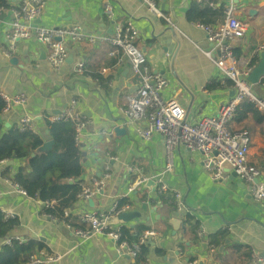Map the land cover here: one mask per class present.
I'll use <instances>...</instances> for the list:
<instances>
[{
	"label": "crops",
	"instance_id": "crops-1",
	"mask_svg": "<svg viewBox=\"0 0 264 264\" xmlns=\"http://www.w3.org/2000/svg\"><path fill=\"white\" fill-rule=\"evenodd\" d=\"M21 1L10 0V7L19 6ZM211 1L222 9L228 3L235 4L250 21L248 34L230 44L234 55L243 61L242 70L251 72L260 61L256 48L264 41V0ZM43 2L38 24L48 28L77 25L85 35L109 39L114 23L122 26L130 23L137 33L134 44L146 58L145 71L167 78L168 87L163 95H177L186 102L187 122L215 116L220 106L234 95L232 87L217 77L213 59L204 55L213 50L205 32L194 28L186 19L187 11L196 0H163L158 4L180 35V47L172 38L167 44H161L162 39L169 37L158 36L169 25L154 17L139 0ZM106 4L113 8L112 20L103 12ZM10 17V11L0 15V93L24 94L26 103L13 105L0 115L3 130L17 125L19 117L25 114L32 119V133L42 144L52 141L54 145L46 125L50 122L48 118L60 114L74 99L87 125H94L92 131L85 130L82 136L81 180L86 185L90 177L102 176L106 168L111 176L105 179L102 191L90 203L77 200L67 211L65 220L56 221L45 216L38 202L19 195L12 187L11 178L22 162L16 159L11 165H6L8 160L0 162V213L11 211L16 221L9 235L0 239V249L12 242L31 241L45 248L41 251L62 257L59 263L51 264H249L251 251L264 256V204L253 201L243 181L229 173L223 181L213 182L200 165L201 155L183 147L176 151L172 171L164 172L161 135H154L149 142L140 140L134 125L121 114L126 98L134 96L139 89V78L131 72L127 59L118 61L109 56L111 47L107 42L67 43L70 58L67 57L58 71L52 72L48 68L47 49L35 40L19 41L12 56L7 58L4 52ZM24 48L28 63H24ZM173 53L175 70L172 72L169 64ZM255 56L258 61L252 66L250 62ZM12 57L17 59L15 64H10ZM78 60L90 66L89 77L74 73L73 64ZM249 84L251 93L264 99V75L257 83ZM249 106L246 101L241 103L235 119L227 127L231 133L240 130L248 133L247 161L260 169L259 178L264 180V114L256 108L248 112ZM115 129L122 134H116ZM142 178L160 179L171 191L158 192L153 186L145 187V182L128 194L127 188ZM173 191L180 193V209ZM126 204L129 209L123 214L129 213L124 217L120 213L112 221L129 232L125 236L131 239L148 230L158 233L148 239L142 257H117L109 239L103 236L81 239L75 235L76 229L88 227L79 222L81 213L107 212ZM186 216L198 222L201 235L196 234L197 242L189 233L190 226L184 223ZM172 219L181 224L177 231L169 223ZM212 245L216 249L214 254L209 251ZM221 247L223 250L219 253Z\"/></svg>",
	"mask_w": 264,
	"mask_h": 264
},
{
	"label": "built area",
	"instance_id": "built-area-1",
	"mask_svg": "<svg viewBox=\"0 0 264 264\" xmlns=\"http://www.w3.org/2000/svg\"><path fill=\"white\" fill-rule=\"evenodd\" d=\"M5 1L9 6H1L0 15L6 11H10L11 14L5 57L12 56L19 41L35 40L41 48L47 49L48 68L55 72L60 69L68 57L67 43L107 42L111 47L108 55L117 58L118 61L127 59L131 72L139 78V89L134 96L126 98V107L120 109L121 114L128 123L134 125V130L140 140L149 142L154 135H161L165 157L164 172L172 171L176 151L183 147L201 155L200 165L213 182H221L228 177L229 173H233L245 183L253 201L264 204V180L259 178L258 169L249 166L247 161L249 135L244 130L231 133L227 127L235 119L237 107L245 101L254 105L259 112L264 114V99L255 97L251 93V87L247 81L250 72L242 70L240 64L243 61L234 55L233 47L230 44V41L244 38L250 30V21L245 18L242 8L228 3L222 9V23L213 27L192 25L205 32L207 41L211 43L213 50L204 55L208 59H213L217 77L232 87L234 95L220 106L215 116H202L196 122L190 123L185 120L186 102L180 100L177 95L171 97L163 95L168 87L167 78L160 73L145 71L146 58L134 44L137 33L130 23L122 26L113 22L111 38L98 39L93 35H85L77 25L48 28L36 24V20L40 18L44 9L43 0H22L17 7H10V0ZM139 1L154 17L163 19L167 24L174 26L170 18L166 17L158 7V4L163 0ZM196 2L202 10L217 8L211 0H196ZM103 12L109 20L113 19L114 11L111 5L106 4L103 7ZM262 52H264V41L260 42L256 48L258 55ZM73 68L74 73L79 77L90 76V66L82 60L75 62ZM103 72H106V69H103ZM0 98L4 101L3 112H7L13 105L23 106L26 103L24 94L9 96L0 93ZM48 120L51 123L70 122L74 130V145L81 148L82 136L88 122L83 118L76 100L71 99L60 114L50 115ZM17 127L21 132L32 131V119L28 115H21L17 121ZM110 176L108 168H106L102 176L90 177L88 184L84 185L78 193L77 200L81 202L92 200L102 191L105 179ZM148 180L146 178L137 180L127 188V193L129 194ZM12 187L19 195L38 202L41 208L53 206V202H40L28 197L26 192L14 183H12ZM153 189L158 192L171 191L160 179L153 181ZM171 193L177 201L178 209H180V193L177 191ZM126 209H129L127 204L121 209L114 207L107 212L81 213L78 216L79 222L88 227L76 229L75 235L81 239L92 236H103L109 239L117 257L132 259L142 257V249L147 246L148 239L156 237L158 233L155 230H148L142 232L135 240L123 235V226L120 223L114 225L112 221L120 213L126 212ZM64 214L67 215V211ZM45 216L50 217L48 214ZM14 218L11 211L3 213L4 220H14ZM197 235L200 236L201 233L197 232ZM209 251L214 254L215 246H210ZM61 259L62 257L59 255L39 251L31 255L25 264L59 263ZM249 264H264V256L256 251H251Z\"/></svg>",
	"mask_w": 264,
	"mask_h": 264
},
{
	"label": "trees",
	"instance_id": "trees-1",
	"mask_svg": "<svg viewBox=\"0 0 264 264\" xmlns=\"http://www.w3.org/2000/svg\"><path fill=\"white\" fill-rule=\"evenodd\" d=\"M1 6L8 7L9 5L5 0H0ZM186 19L192 25L213 27L223 21L222 8L201 10L196 3L187 11ZM257 61L258 58L255 56L250 64L255 66ZM253 108H255L254 105L249 106L248 112L252 113ZM3 109L4 101L0 98V115ZM46 125L54 145L44 152L40 149L43 141L37 138L32 131L21 132L17 125L4 131L0 122V162L12 157L21 161L11 182L25 191L30 198L40 202H53L51 208L42 207V211L53 220L61 221L66 218L64 212L77 202V195L84 186L81 180L84 171L83 152L81 148L74 145V130L70 122H47ZM248 165L255 167L261 173L258 167L251 164V161H248ZM192 222V217H185L184 223L190 226L189 233L193 241L197 242L198 222ZM15 225V219L4 220L0 213V239L6 238ZM127 234L129 232L124 230L123 235ZM137 236L131 239L135 240ZM41 250L45 248L31 241L12 242L10 246L3 245L0 249V264H25L31 255ZM142 251L145 253L144 248Z\"/></svg>",
	"mask_w": 264,
	"mask_h": 264
},
{
	"label": "water",
	"instance_id": "water-1",
	"mask_svg": "<svg viewBox=\"0 0 264 264\" xmlns=\"http://www.w3.org/2000/svg\"><path fill=\"white\" fill-rule=\"evenodd\" d=\"M39 20L40 19H37L36 20V24L39 23ZM169 26H167L163 31L162 33L158 36V38H162L164 36H168L169 38H166V39H162L160 42L161 44H167L169 41H170V38H172L176 44H177V47H180V43H181V39H180V35L177 33L176 29L174 26L168 24ZM163 51L166 52V49L163 48ZM174 55L175 53H173L171 59H170V64H169V68L170 70L173 72L175 70L174 68ZM23 56H24V63H28L29 62V59L26 57V48H24L23 50ZM70 58V55L68 56ZM17 61V59L15 57H12L10 58V64H15ZM163 73V72H162ZM264 75V52H262L260 54V61L259 63L251 70V72L249 73L248 77H247V80L252 83V84H255L258 82V79ZM93 124L91 125H87L85 130L88 131V130H91L92 131V128H93ZM122 131H120L119 129H115V133L116 134H122L121 133ZM53 146V142L52 141H47L45 142L44 144H42L41 146V150L46 152L48 151L51 147ZM13 157L11 159H9L8 161H6V165H11L12 164V161H13ZM236 176V175H235ZM256 181V180H255ZM152 187L153 186V181L152 180H148L145 184V187ZM92 200H89L88 202L90 203ZM145 209V207L143 206V210ZM129 213V212H128ZM128 213L126 214H123L122 216H126ZM169 223L172 225V227L174 228L175 231L178 230V228L181 226L180 222L176 219H172L169 221ZM183 228V227H181ZM204 245V244H203ZM222 250H223V247L219 248L218 249V252L219 253H222Z\"/></svg>",
	"mask_w": 264,
	"mask_h": 264
}]
</instances>
